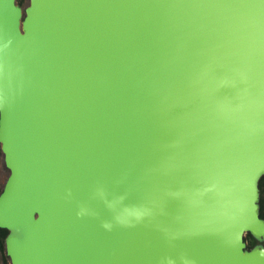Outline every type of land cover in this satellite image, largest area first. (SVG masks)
I'll use <instances>...</instances> for the list:
<instances>
[{"label": "water", "instance_id": "water-1", "mask_svg": "<svg viewBox=\"0 0 264 264\" xmlns=\"http://www.w3.org/2000/svg\"><path fill=\"white\" fill-rule=\"evenodd\" d=\"M0 144L11 264H264V0H0Z\"/></svg>", "mask_w": 264, "mask_h": 264}, {"label": "rangeland", "instance_id": "rangeland-1", "mask_svg": "<svg viewBox=\"0 0 264 264\" xmlns=\"http://www.w3.org/2000/svg\"><path fill=\"white\" fill-rule=\"evenodd\" d=\"M16 4L19 7H21L22 10L24 11L25 7H27L29 5V0H16ZM8 175H9V170L5 166L3 153L1 150V144H0V192L3 189L4 183H5ZM259 182H260V180H259ZM259 190H260V187H259ZM260 197H261V192H260ZM259 205H260V199H259ZM6 234H7V231H6L5 235H3L1 232V228H0V264H11L10 259L6 255V251H5V236H6ZM244 240L246 243V247L248 249L252 248L255 244L258 243L256 241V239H254L249 233H245ZM262 244L264 246V241L262 242Z\"/></svg>", "mask_w": 264, "mask_h": 264}, {"label": "trees", "instance_id": "trees-1", "mask_svg": "<svg viewBox=\"0 0 264 264\" xmlns=\"http://www.w3.org/2000/svg\"><path fill=\"white\" fill-rule=\"evenodd\" d=\"M261 197H260V216L264 218V176L261 177L259 182ZM3 235H5L6 231L1 229Z\"/></svg>", "mask_w": 264, "mask_h": 264}]
</instances>
